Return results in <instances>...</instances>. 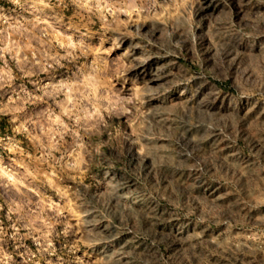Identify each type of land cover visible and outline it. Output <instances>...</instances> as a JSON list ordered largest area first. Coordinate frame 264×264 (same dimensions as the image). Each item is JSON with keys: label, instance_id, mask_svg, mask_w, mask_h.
I'll return each instance as SVG.
<instances>
[{"label": "rangeland", "instance_id": "obj_1", "mask_svg": "<svg viewBox=\"0 0 264 264\" xmlns=\"http://www.w3.org/2000/svg\"><path fill=\"white\" fill-rule=\"evenodd\" d=\"M0 114V264H264V0H0Z\"/></svg>", "mask_w": 264, "mask_h": 264}, {"label": "trees", "instance_id": "obj_2", "mask_svg": "<svg viewBox=\"0 0 264 264\" xmlns=\"http://www.w3.org/2000/svg\"><path fill=\"white\" fill-rule=\"evenodd\" d=\"M10 127V123L5 115L0 114V129L3 132V129Z\"/></svg>", "mask_w": 264, "mask_h": 264}, {"label": "bare ground", "instance_id": "obj_3", "mask_svg": "<svg viewBox=\"0 0 264 264\" xmlns=\"http://www.w3.org/2000/svg\"><path fill=\"white\" fill-rule=\"evenodd\" d=\"M70 210L73 211V210H74V207L71 206ZM81 220H83V218H81ZM84 220H85V219H84Z\"/></svg>", "mask_w": 264, "mask_h": 264}]
</instances>
